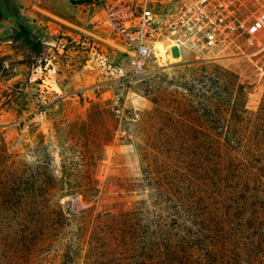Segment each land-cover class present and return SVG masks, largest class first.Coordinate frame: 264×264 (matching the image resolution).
Segmentation results:
<instances>
[{"label":"rangeland","instance_id":"rangeland-1","mask_svg":"<svg viewBox=\"0 0 264 264\" xmlns=\"http://www.w3.org/2000/svg\"><path fill=\"white\" fill-rule=\"evenodd\" d=\"M75 1L1 0L0 264H264V31L135 75Z\"/></svg>","mask_w":264,"mask_h":264},{"label":"built area","instance_id":"built-area-1","mask_svg":"<svg viewBox=\"0 0 264 264\" xmlns=\"http://www.w3.org/2000/svg\"><path fill=\"white\" fill-rule=\"evenodd\" d=\"M96 1L106 9L109 25L130 47L131 72L135 75H144L145 60L156 54L155 35L174 41L171 45L181 56L184 49L208 50L230 39L244 38L254 44L264 31V8L258 7L264 0H181L174 16H159L150 4L153 0ZM242 9L248 10L246 14H241Z\"/></svg>","mask_w":264,"mask_h":264},{"label":"bare ground","instance_id":"bare-ground-1","mask_svg":"<svg viewBox=\"0 0 264 264\" xmlns=\"http://www.w3.org/2000/svg\"><path fill=\"white\" fill-rule=\"evenodd\" d=\"M167 49L168 47L162 41L159 40L155 42L156 56L161 63L166 62L169 59L172 61L181 60L182 57L173 58L170 54H168Z\"/></svg>","mask_w":264,"mask_h":264},{"label":"water","instance_id":"water-1","mask_svg":"<svg viewBox=\"0 0 264 264\" xmlns=\"http://www.w3.org/2000/svg\"><path fill=\"white\" fill-rule=\"evenodd\" d=\"M11 20L12 18L4 11L2 2L0 0V24H4V25L9 24Z\"/></svg>","mask_w":264,"mask_h":264},{"label":"trees","instance_id":"trees-1","mask_svg":"<svg viewBox=\"0 0 264 264\" xmlns=\"http://www.w3.org/2000/svg\"><path fill=\"white\" fill-rule=\"evenodd\" d=\"M71 2H76L75 0H70ZM29 29H23L22 31H19L18 35L22 36L27 42H31L30 36H29ZM177 56V55H176Z\"/></svg>","mask_w":264,"mask_h":264},{"label":"crops","instance_id":"crops-1","mask_svg":"<svg viewBox=\"0 0 264 264\" xmlns=\"http://www.w3.org/2000/svg\"><path fill=\"white\" fill-rule=\"evenodd\" d=\"M172 48H173V47H172ZM172 48H170V54H171V56H172L173 58H178V57H179V56H178L179 54H178L177 56L172 54V52H171V49H172ZM182 55H183V54H182Z\"/></svg>","mask_w":264,"mask_h":264}]
</instances>
